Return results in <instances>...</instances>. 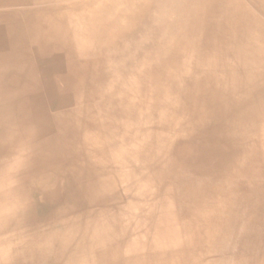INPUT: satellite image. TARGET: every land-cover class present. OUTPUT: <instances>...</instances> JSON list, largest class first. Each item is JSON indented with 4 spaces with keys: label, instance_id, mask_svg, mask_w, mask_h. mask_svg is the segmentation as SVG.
<instances>
[{
    "label": "bare ground",
    "instance_id": "1",
    "mask_svg": "<svg viewBox=\"0 0 264 264\" xmlns=\"http://www.w3.org/2000/svg\"><path fill=\"white\" fill-rule=\"evenodd\" d=\"M0 264H264V0H0Z\"/></svg>",
    "mask_w": 264,
    "mask_h": 264
}]
</instances>
